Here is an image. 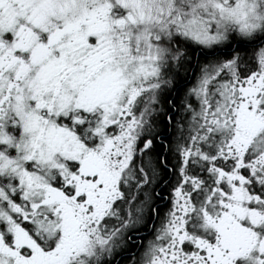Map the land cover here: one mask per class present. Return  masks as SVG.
Segmentation results:
<instances>
[{"label":"snow or ice","instance_id":"obj_1","mask_svg":"<svg viewBox=\"0 0 264 264\" xmlns=\"http://www.w3.org/2000/svg\"><path fill=\"white\" fill-rule=\"evenodd\" d=\"M0 264H264V0H0Z\"/></svg>","mask_w":264,"mask_h":264}]
</instances>
